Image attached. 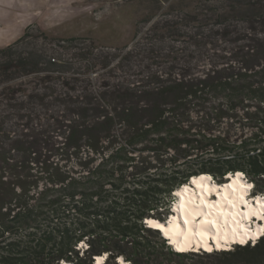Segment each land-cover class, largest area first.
Wrapping results in <instances>:
<instances>
[{"label": "trees", "instance_id": "obj_1", "mask_svg": "<svg viewBox=\"0 0 264 264\" xmlns=\"http://www.w3.org/2000/svg\"><path fill=\"white\" fill-rule=\"evenodd\" d=\"M185 2L193 64L145 47L122 58L137 70L119 79L117 63L100 83L115 56L92 45L22 48L29 27L0 49V264H184L144 223L167 220L178 188L240 172L263 193L264 0ZM261 251L264 237L215 253Z\"/></svg>", "mask_w": 264, "mask_h": 264}, {"label": "rangeland", "instance_id": "obj_2", "mask_svg": "<svg viewBox=\"0 0 264 264\" xmlns=\"http://www.w3.org/2000/svg\"><path fill=\"white\" fill-rule=\"evenodd\" d=\"M79 1L75 0L70 3V6L77 9L87 8L91 19L98 23L119 22L124 24L126 26V36H121L116 32L99 39L91 36L71 37L65 34H57L51 27V13L54 8L45 0L46 4L49 5L46 7L49 8L47 12H42L40 15V12L27 11L28 21L33 22L38 19L31 26L30 36L24 40L21 47L47 50L50 54L57 51V53L63 54L66 59L73 57V53H79L82 48L89 49L90 45L93 47L92 52L95 56L101 55L109 58V54L114 55L115 58H113L110 66L98 70V74L101 76L100 83H109V69L117 63L122 64V69L116 72L119 79L124 77L125 71L137 70L134 62L122 59L129 51L139 52L145 47L154 49V51L160 52L159 54H166L171 51L175 53L174 55L178 57L180 62L186 61L187 56L193 57L192 64L200 56L201 49L199 46H193L189 39V36L195 31L196 25L188 24L185 21V15L190 12L187 2L184 4L187 8H180L177 4L178 0H157V4L155 0H90L87 2L88 5H79L81 4L78 3ZM93 7L99 15H103L97 20L92 15ZM153 8L156 9L148 15V12ZM31 16H33V19ZM25 32L20 33L17 38L6 39L0 37V49L6 48L21 39ZM62 38H82L87 41L70 45L61 42L60 39ZM74 62L77 63L76 68L84 71L83 62L81 63L77 59ZM253 194L257 195L255 192ZM174 198L176 202V195ZM187 254L188 257L185 259L184 264H247L249 259L264 261V251L252 255H237L231 258H223L215 252L210 254L209 257H195L191 256L190 253ZM174 263L175 261L172 260L171 264Z\"/></svg>", "mask_w": 264, "mask_h": 264}, {"label": "bare ground", "instance_id": "obj_3", "mask_svg": "<svg viewBox=\"0 0 264 264\" xmlns=\"http://www.w3.org/2000/svg\"><path fill=\"white\" fill-rule=\"evenodd\" d=\"M226 178L221 185L208 174L192 178L174 192L176 202L166 223L154 218L145 223L160 232L177 253L203 250L212 254L256 240L264 231V197L249 198L252 185L242 173ZM105 258L95 257L94 264H103ZM118 262L125 264L122 258Z\"/></svg>", "mask_w": 264, "mask_h": 264}, {"label": "water", "instance_id": "obj_4", "mask_svg": "<svg viewBox=\"0 0 264 264\" xmlns=\"http://www.w3.org/2000/svg\"><path fill=\"white\" fill-rule=\"evenodd\" d=\"M12 1L15 3L14 0ZM74 1L75 0H47V3L51 4L54 8L51 13V27L55 33L60 35L65 34L71 37L91 36L99 39L104 38L107 35L110 36L116 32L121 36H126V26L124 24L119 22L98 23L93 21L87 8L77 9L70 6V3ZM5 13H7L8 17L11 15L8 10H0V16L5 17ZM31 17L33 19V16ZM30 22L32 21H24L23 24L28 25ZM229 175H227V177ZM167 221L168 218L165 223Z\"/></svg>", "mask_w": 264, "mask_h": 264}, {"label": "flooded vegetation", "instance_id": "obj_5", "mask_svg": "<svg viewBox=\"0 0 264 264\" xmlns=\"http://www.w3.org/2000/svg\"><path fill=\"white\" fill-rule=\"evenodd\" d=\"M89 1L90 0H80L78 3H81L79 5H88L87 2H89ZM155 3L157 4V0H155ZM47 6H49V5L46 4L45 0H35V1H33V0H17V2H15V3H13V2H11L9 0H0V10L3 9V8L6 9V10L7 9L11 10V9H15L16 8L17 12L19 14L22 13L23 11H25V9H27L29 11L40 12V15H41L42 12L44 13V12H47V10H49V8H46ZM155 9L156 8L151 9L150 12H148V15H150V13H152V11H154ZM92 15H93V18L95 20H97L101 16H103V15H99L94 7L92 9ZM37 19L34 20L31 24L26 25L22 32H25L29 27L33 26V24L37 21ZM11 23L15 25L17 23V20H12ZM19 23H22V22H19ZM1 29H2V25H0V33H1Z\"/></svg>", "mask_w": 264, "mask_h": 264}, {"label": "crops", "instance_id": "obj_6", "mask_svg": "<svg viewBox=\"0 0 264 264\" xmlns=\"http://www.w3.org/2000/svg\"><path fill=\"white\" fill-rule=\"evenodd\" d=\"M13 2L12 0H9ZM4 2V1H3ZM17 2V0H15ZM5 4V3H4ZM3 4V5H4ZM4 9V8H3ZM6 10V9H4ZM11 15L8 17L7 13H5V17H0V25H2L1 33L0 36L1 38H17V36L22 33L23 29L25 28L26 25L23 24L24 21H28V10L25 9L22 13H18L17 9H7ZM6 10V11H7ZM12 20H17V23L14 25L11 23ZM20 20V21H19ZM22 22V23H19Z\"/></svg>", "mask_w": 264, "mask_h": 264}, {"label": "built area", "instance_id": "obj_7", "mask_svg": "<svg viewBox=\"0 0 264 264\" xmlns=\"http://www.w3.org/2000/svg\"><path fill=\"white\" fill-rule=\"evenodd\" d=\"M173 194H175V193H173ZM146 222V221H145ZM167 244L169 245V243L167 242ZM81 246V245H80ZM170 246V245H169ZM171 249L173 250V248L171 247ZM174 251V250H173ZM176 252V251H175ZM104 262H105V260H104ZM104 264V263H103ZM125 264H129L128 262H125Z\"/></svg>", "mask_w": 264, "mask_h": 264}, {"label": "clouds", "instance_id": "obj_8", "mask_svg": "<svg viewBox=\"0 0 264 264\" xmlns=\"http://www.w3.org/2000/svg\"><path fill=\"white\" fill-rule=\"evenodd\" d=\"M173 203V202H172ZM173 205V204H172ZM171 209H172V207H171ZM146 221V220H145ZM145 221H144V223H145ZM121 264V263H120Z\"/></svg>", "mask_w": 264, "mask_h": 264}]
</instances>
